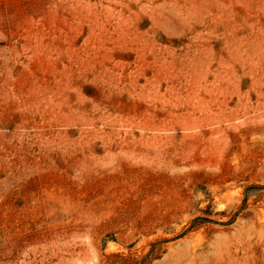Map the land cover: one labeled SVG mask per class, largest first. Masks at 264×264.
Segmentation results:
<instances>
[{"label": "rangeland", "instance_id": "rangeland-1", "mask_svg": "<svg viewBox=\"0 0 264 264\" xmlns=\"http://www.w3.org/2000/svg\"><path fill=\"white\" fill-rule=\"evenodd\" d=\"M0 264H264V0H0Z\"/></svg>", "mask_w": 264, "mask_h": 264}, {"label": "bare ground", "instance_id": "bare-ground-1", "mask_svg": "<svg viewBox=\"0 0 264 264\" xmlns=\"http://www.w3.org/2000/svg\"><path fill=\"white\" fill-rule=\"evenodd\" d=\"M251 242V241H250Z\"/></svg>", "mask_w": 264, "mask_h": 264}]
</instances>
